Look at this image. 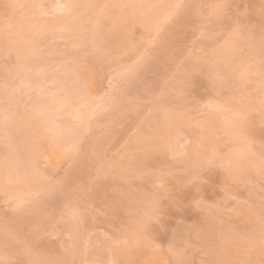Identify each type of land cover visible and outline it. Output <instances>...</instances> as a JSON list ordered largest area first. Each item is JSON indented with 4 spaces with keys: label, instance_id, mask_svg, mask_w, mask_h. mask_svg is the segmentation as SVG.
I'll list each match as a JSON object with an SVG mask.
<instances>
[{
    "label": "rangeland",
    "instance_id": "obj_1",
    "mask_svg": "<svg viewBox=\"0 0 264 264\" xmlns=\"http://www.w3.org/2000/svg\"><path fill=\"white\" fill-rule=\"evenodd\" d=\"M61 1L0 0V264H259L264 0Z\"/></svg>",
    "mask_w": 264,
    "mask_h": 264
},
{
    "label": "snow or ice",
    "instance_id": "obj_2",
    "mask_svg": "<svg viewBox=\"0 0 264 264\" xmlns=\"http://www.w3.org/2000/svg\"><path fill=\"white\" fill-rule=\"evenodd\" d=\"M261 10H262V15H264V3L261 4ZM70 9V6L69 5H65V4H56L53 8V11L55 12H63V11H67ZM240 26V22L237 21L236 24H235V28L238 29ZM229 28L230 29H233V25H229ZM261 30L262 32H264V24L261 25ZM220 40H224L226 39V34H222L219 38ZM219 42V41H218ZM132 73L129 72L127 74H124V73H118L114 79H120V78H123L125 77L126 75H131ZM264 147V146H262ZM262 252H264V250H262ZM34 264H55V262L53 261H49V260H37L34 262ZM95 264H103V262L101 261H96ZM120 264H147L146 261H141V260H132V259H129L127 261H121ZM175 264H189L188 261H185V260H180L178 259ZM209 264H217V262H209ZM246 264H256V261L254 260H249L246 262ZM259 264H264V255H262V258L260 259L259 261Z\"/></svg>",
    "mask_w": 264,
    "mask_h": 264
},
{
    "label": "bare ground",
    "instance_id": "obj_3",
    "mask_svg": "<svg viewBox=\"0 0 264 264\" xmlns=\"http://www.w3.org/2000/svg\"><path fill=\"white\" fill-rule=\"evenodd\" d=\"M26 1V0H25ZM28 1H30V0H27V2ZM56 1V3L54 2V5H52L53 6V8H54V6L56 5V4H65L64 2H62L61 0H55ZM66 5V4H65ZM53 8H50L48 11L50 12V14L51 13H58V12H55V11H53ZM51 10V11H50ZM47 10H43L42 11V13L44 14H46V13H48L47 14V16L49 15V12H48ZM64 12V11H63ZM61 13V12H60ZM133 15H134V13H133ZM50 16V15H49ZM32 36H34V35H31L30 36V38L29 39H26L25 40V38H27V37H24V40H23V37H21L22 38V41H23V43L25 42L26 43V45L28 44V45H30V46H34L35 45V40H34V38L32 37ZM20 38V39H21ZM19 39V40H20ZM25 43H24V45H25ZM27 48V47H26ZM28 48H29V46H28ZM26 63V62H25ZM22 71H23V69H21ZM21 71V72H22ZM51 108V107H50ZM90 110V109H89ZM48 111V113H49V111L50 110H48L47 108H46V112ZM88 111V110H87ZM86 111V112H87ZM43 112V110L40 112V113H42ZM88 112H90V111H88ZM40 113H37V114H35V116L33 115V117H34V124L35 125H41V124H44L45 123V121H47L46 119L48 118V116H50V114L48 115L47 113H45V114H40ZM38 114H40V116L38 115ZM90 114V113H89ZM88 116V115H87ZM44 122V123H43ZM232 122V121H231ZM234 124V123H233ZM25 125H27L25 122H23V123H19L18 125H16V127H18L19 126V128L18 129H20L21 130V128H24V126ZM15 127V128H16ZM26 127V126H25ZM19 130V131H20ZM15 131V130H14ZM14 131H12L13 132V134L12 135H15V132ZM18 131V130H17ZM26 131H27V134H26V136H27V140L29 141L30 139H31V136H30V134H29V131H30V128H28V129H26ZM25 131V132H26ZM246 148V147H245ZM241 149V148H240ZM240 149H239V152H241L240 151ZM242 151H243V148L241 149ZM245 151H246V149H245ZM245 153V152H244ZM244 153H242V154H244ZM31 155V154H30ZM34 155H31L29 158H31L32 160H34V157H33ZM19 159V158H18ZM17 159V160H18ZM33 162V161H32ZM17 192H18V190H16Z\"/></svg>",
    "mask_w": 264,
    "mask_h": 264
}]
</instances>
